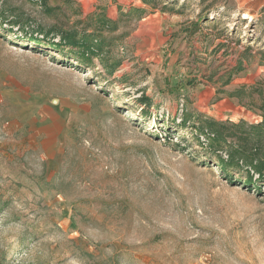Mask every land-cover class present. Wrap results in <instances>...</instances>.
<instances>
[{
	"label": "rangeland",
	"instance_id": "obj_1",
	"mask_svg": "<svg viewBox=\"0 0 264 264\" xmlns=\"http://www.w3.org/2000/svg\"><path fill=\"white\" fill-rule=\"evenodd\" d=\"M262 122L264 0H0V264H264Z\"/></svg>",
	"mask_w": 264,
	"mask_h": 264
},
{
	"label": "trees",
	"instance_id": "obj_2",
	"mask_svg": "<svg viewBox=\"0 0 264 264\" xmlns=\"http://www.w3.org/2000/svg\"><path fill=\"white\" fill-rule=\"evenodd\" d=\"M32 39H33V40H36L37 42L41 40V39H39L37 36L32 37ZM52 45L58 46V45H60V43H54V42H53ZM81 46H84V47H83V52H84V53L82 54V57H85V56H86V52H85L84 50L90 48V47H88V46H90V41H89V39H83V40H82V43H81ZM142 98H144V97H142ZM262 123H264V122H262ZM262 123H261V124H262ZM239 153H240V151H239ZM243 154H244V152H243ZM251 160L253 161V162H251L252 167H254L258 172H261L262 169L264 168V157H256V156L254 155V156H252ZM222 164H223V165H227V164L230 165V164H232V162L230 163V162H228V161L222 160ZM233 164H234V163H233Z\"/></svg>",
	"mask_w": 264,
	"mask_h": 264
}]
</instances>
